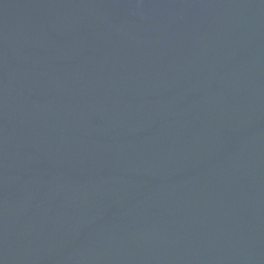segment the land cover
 <instances>
[{"label": "water", "instance_id": "1", "mask_svg": "<svg viewBox=\"0 0 264 264\" xmlns=\"http://www.w3.org/2000/svg\"><path fill=\"white\" fill-rule=\"evenodd\" d=\"M0 264H264V0H0Z\"/></svg>", "mask_w": 264, "mask_h": 264}]
</instances>
